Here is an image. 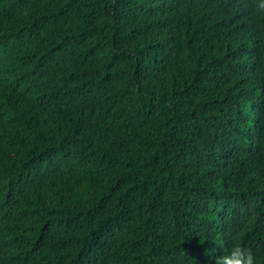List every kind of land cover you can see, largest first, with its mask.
<instances>
[{
    "label": "trees",
    "instance_id": "trees-1",
    "mask_svg": "<svg viewBox=\"0 0 264 264\" xmlns=\"http://www.w3.org/2000/svg\"><path fill=\"white\" fill-rule=\"evenodd\" d=\"M264 264V0H0V264Z\"/></svg>",
    "mask_w": 264,
    "mask_h": 264
},
{
    "label": "clouds",
    "instance_id": "clouds-1",
    "mask_svg": "<svg viewBox=\"0 0 264 264\" xmlns=\"http://www.w3.org/2000/svg\"><path fill=\"white\" fill-rule=\"evenodd\" d=\"M210 264H256V257L251 249L237 243L230 251L214 256Z\"/></svg>",
    "mask_w": 264,
    "mask_h": 264
}]
</instances>
